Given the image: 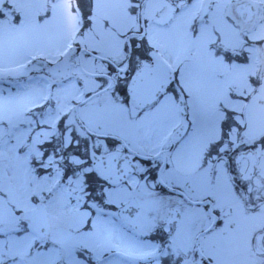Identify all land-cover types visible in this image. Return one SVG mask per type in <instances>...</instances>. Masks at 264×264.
Instances as JSON below:
<instances>
[{
  "label": "snow or ice",
  "instance_id": "6c2138e0",
  "mask_svg": "<svg viewBox=\"0 0 264 264\" xmlns=\"http://www.w3.org/2000/svg\"><path fill=\"white\" fill-rule=\"evenodd\" d=\"M0 264H264V0H0Z\"/></svg>",
  "mask_w": 264,
  "mask_h": 264
}]
</instances>
